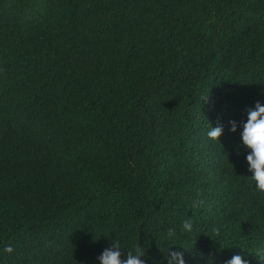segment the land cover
I'll return each mask as SVG.
<instances>
[{
  "label": "trees",
  "instance_id": "16d2710c",
  "mask_svg": "<svg viewBox=\"0 0 264 264\" xmlns=\"http://www.w3.org/2000/svg\"><path fill=\"white\" fill-rule=\"evenodd\" d=\"M256 100L264 0H0V264H95L109 239L264 264L228 123Z\"/></svg>",
  "mask_w": 264,
  "mask_h": 264
},
{
  "label": "clouds",
  "instance_id": "9594fccd",
  "mask_svg": "<svg viewBox=\"0 0 264 264\" xmlns=\"http://www.w3.org/2000/svg\"><path fill=\"white\" fill-rule=\"evenodd\" d=\"M229 131L237 132L239 141L236 146L237 151H244V160L250 175L252 186L256 191L264 193V102L256 100L250 107L244 111L243 118L239 121L230 120ZM224 131L222 124L209 126L206 129L205 136L212 143H217L218 138ZM192 222L186 218L181 223V230L190 232ZM174 229H167L168 236H174ZM110 243L104 247L101 252L95 256V264H145V248L138 244L132 250H125L118 239H109ZM5 252H11L12 246L7 245ZM259 257H264V247L257 250ZM166 264H185L184 253L182 251H170L162 253ZM208 264H213V257L208 258ZM222 264H248V260L242 257L241 252H236L223 260Z\"/></svg>",
  "mask_w": 264,
  "mask_h": 264
}]
</instances>
